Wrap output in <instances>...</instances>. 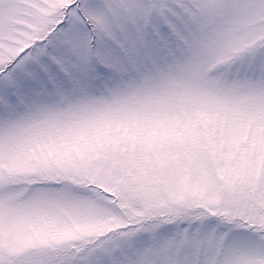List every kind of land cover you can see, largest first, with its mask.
Here are the masks:
<instances>
[{
    "label": "snow or ice",
    "instance_id": "obj_1",
    "mask_svg": "<svg viewBox=\"0 0 264 264\" xmlns=\"http://www.w3.org/2000/svg\"><path fill=\"white\" fill-rule=\"evenodd\" d=\"M0 264H264V0H0Z\"/></svg>",
    "mask_w": 264,
    "mask_h": 264
}]
</instances>
